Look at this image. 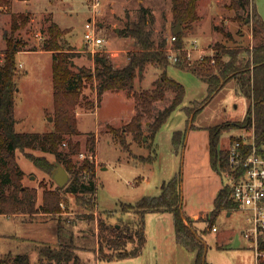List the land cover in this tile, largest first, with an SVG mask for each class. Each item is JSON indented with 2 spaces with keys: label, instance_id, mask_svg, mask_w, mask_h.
Wrapping results in <instances>:
<instances>
[{
  "label": "rangeland",
  "instance_id": "1",
  "mask_svg": "<svg viewBox=\"0 0 264 264\" xmlns=\"http://www.w3.org/2000/svg\"><path fill=\"white\" fill-rule=\"evenodd\" d=\"M229 1L200 0V20L187 30L185 54L179 53L183 64H196L204 61V58H213L216 50L223 46L234 48L241 45L250 48L264 40V32L258 35L253 33V23L246 17L249 9L241 11L245 19L239 20L235 12L227 8ZM253 1L264 19V0ZM143 6L150 10L148 15L152 19L148 28L153 32L152 37L156 40L167 37L169 43L174 34L172 0H28L4 7L0 11V59L6 47L4 33L10 32L12 16L20 12H29L31 15L30 21L15 35L22 43V50H25L17 55L18 64L22 63V66H17L16 76L18 91L15 113L17 117L22 116L17 129L44 133L54 127L52 55L42 49L52 21L66 30L64 39L79 52L72 58V68L78 69L82 65L94 67L89 53L97 50L109 54L116 66H123L137 44L132 36L122 30L138 20ZM88 21L96 26L98 34L104 38V45L99 49L84 44ZM218 27L230 32L232 37L225 36ZM192 40H196L198 46L188 56L187 48L191 46ZM247 61L245 59L244 64ZM160 73L159 67L149 65L144 77L136 79V90L151 88ZM167 74L181 82L186 93L182 104L173 111L154 139L144 135L142 139L134 140L132 133L126 132L125 126L135 109L134 98L109 92L101 107L97 108L95 83L85 84L81 104L76 109L79 132L72 136L73 142L80 143V152L73 158L76 162H82L87 156L93 158L86 148V140L90 133H94L97 137V158L94 155L93 159L98 160V205L95 209L90 203V194L84 195L81 201L76 194L64 192L59 214H36L33 219L23 213L0 214V258L9 252L28 253L31 263L39 264L38 245L58 246L59 242L68 243L74 235L77 253L89 264H194L195 253L176 240L173 214L169 211L147 213V242L142 255L113 260H101L97 256L98 218L103 217L111 224H132L138 215L134 209L123 212L121 203L135 204L143 196L158 195L162 184L181 171L183 211L188 217L200 214L194 219L193 226L202 234L208 246L207 261L210 264H257L252 243L244 237L246 223L243 211H235L230 216L221 211L215 222L217 230L212 227L203 232L208 224L205 221L207 212L213 209L214 196L228 183V178L211 166L207 127L230 122L231 125L220 136L221 148H226L241 133L252 134V126L242 125L247 116L249 99L237 93L235 82L229 81L206 102L193 121L195 127H191L192 121L188 124L184 107L192 106L195 101L197 105L203 103L208 96L207 84L196 73L176 66L173 61L167 68ZM170 101L171 94H168L166 99L154 104V110L157 112ZM147 123L143 122L145 129ZM112 128L124 133L129 150L116 139ZM176 130L187 131L185 145L178 151L172 143ZM61 148L66 151L68 144L63 143ZM26 151L35 155L44 154L55 165L51 173L46 172L35 166L28 155L18 151L19 163L25 171L23 181L37 187L39 200H42L45 187L57 186L52 178L56 157L49 151H43L39 143ZM93 208L95 212L89 210ZM60 224L63 227L61 233ZM131 227L129 234L134 241H129L128 248L137 242L134 232L137 227ZM110 250L105 245V252Z\"/></svg>",
  "mask_w": 264,
  "mask_h": 264
},
{
  "label": "trees",
  "instance_id": "2",
  "mask_svg": "<svg viewBox=\"0 0 264 264\" xmlns=\"http://www.w3.org/2000/svg\"><path fill=\"white\" fill-rule=\"evenodd\" d=\"M28 1V0H22ZM13 0H0V11L7 8ZM235 12L237 19H245L241 11L249 9L246 17L253 23V33L258 35L264 32V19L259 14L253 0H230L226 5ZM150 10L141 7L138 20L130 23L122 32L132 36L137 48L129 54L128 61L123 66H116L109 54L102 51L89 53L95 66L82 65L78 69L71 67L72 58L78 55L76 47L64 39L66 30L52 21L48 26V37L42 43V49L52 52V82L54 103V127L52 130L41 133L33 131H18L16 128L15 97L18 91L16 76L18 73L17 53L22 50V43L16 38V32L30 21L29 12H20L12 16L10 32L4 33L6 47L3 50V58L0 59V214H35L55 215L62 211L61 203L64 200L63 193L71 192L77 195L79 200H84V195L90 194L89 201L95 209L97 203L98 183L96 181V161L93 159L97 137L90 133L86 140V148L93 158L85 157L82 162H76L74 155L80 152V143L73 142L72 136L78 134L77 107L83 98V88L87 82L95 83L96 106H99L102 96L106 91H125L135 100V114L126 124V132L132 133L134 140L142 139L144 135L154 139L157 133L167 122L173 111L178 108L185 97V86L171 78L167 74V68L171 64L168 47L173 46L179 53L185 54L184 39L186 32L193 24L200 20L198 13V0H172V26L181 25L180 31L174 33L176 40L168 43L167 37L156 40L152 37V30L148 28L151 19ZM152 17V16H151ZM218 29L227 37L231 33L224 28ZM228 57L227 59L225 58ZM245 59L247 63L244 64ZM176 66L189 69L196 73L207 84V99L197 105V101L184 109L188 114V124L195 127L193 121L206 102L216 95L229 81L235 82L237 93L249 99L247 116L243 126L254 128L257 144L264 142V40L252 47L225 46L216 50L213 58H204V61L196 64L174 63ZM149 65L161 69L160 76L153 81L149 89L136 90L135 81L144 77ZM171 94V101L158 110H154V104L166 99ZM197 102V103H196ZM148 121L145 125L143 122ZM230 122L207 127L209 131L210 161L214 170L222 173L229 168L228 152L219 146V139L223 131L229 127ZM117 140L126 149L124 133L112 128ZM186 130H176L172 136V143L176 151L185 145ZM37 143L43 151H49L56 157L70 173V180L64 187L44 188L42 200L38 203L39 192L35 186L24 183L25 171L17 160V151L28 155L35 166L51 173L55 167L44 156L27 152V148H33ZM63 143L68 144L66 151L62 150ZM28 153V154H27ZM183 175L179 171L168 182H164L161 191L156 196H143L135 204L121 203L123 212L134 209L138 219L131 224L117 226L111 224L105 218H98V258L101 260L123 259L142 254L147 242L146 215L149 212L169 211L173 214L175 237L178 243L187 250L195 253L194 264H210L206 258L207 244L202 234L194 228V219L184 214L182 207ZM231 188L224 185L214 198V208L208 213L207 228L214 227L215 222L225 209H232L234 202L231 197ZM94 208L89 209L95 212ZM95 210V211H94ZM85 213V212H84ZM137 227L134 231L137 242L131 248L128 243L133 242L129 232L131 226ZM63 227L60 224L59 233ZM60 237V234H59ZM105 245L112 249L105 252ZM78 245L74 242V235L68 243L59 242L58 246L38 245L39 264H89L77 253ZM259 249L264 250V235L259 238ZM0 264H32L28 253H7L0 258ZM260 264H264L261 262Z\"/></svg>",
  "mask_w": 264,
  "mask_h": 264
},
{
  "label": "built area",
  "instance_id": "3",
  "mask_svg": "<svg viewBox=\"0 0 264 264\" xmlns=\"http://www.w3.org/2000/svg\"><path fill=\"white\" fill-rule=\"evenodd\" d=\"M86 28L84 44L94 49L102 47L104 38L98 34L96 26L88 21ZM174 40L176 36L172 35L170 42ZM197 46V41L192 40L191 46L187 48L188 56ZM179 51L171 45L168 47L169 58L174 63L181 61ZM18 65L22 66V63ZM225 149L228 152L229 168L221 174L228 178L227 184L231 188L230 197L235 209L245 214L247 226L243 231L244 237L252 242L257 264H260L264 262V250L259 249V238L264 235V142L256 143L254 131L250 135L241 133ZM213 229L217 228L214 226Z\"/></svg>",
  "mask_w": 264,
  "mask_h": 264
},
{
  "label": "crops",
  "instance_id": "4",
  "mask_svg": "<svg viewBox=\"0 0 264 264\" xmlns=\"http://www.w3.org/2000/svg\"><path fill=\"white\" fill-rule=\"evenodd\" d=\"M23 2L22 0H13V3H16V2ZM198 3H200V0H198ZM229 3V2H228ZM227 4V3H226ZM198 8H199V4H198ZM199 13V12H198ZM201 13H199V15H200ZM179 31V29H177V27L174 29V33H176V32H178ZM186 38V37H185ZM134 39V38H133ZM44 51H47V52H50V54L52 55V52L51 51H48V50H44ZM21 52H25V50H21V51H19L18 53H17V55L18 54H20ZM127 60H128V57L126 58ZM18 60V59H17ZM20 63V62H19ZM148 68V67H147ZM147 68H146V70H147ZM146 72V71H145ZM145 74V73H144ZM109 92H112V93H114V94H116V95H120V94H123L124 96H127L128 98H131L130 96H128L127 95V93L125 92V91H106L104 94H103V96H102V100H101V103H100V105L99 106H97V108H100L101 107V104H103V100H104V97H105V95L107 94V93H109ZM96 108V109H97ZM247 110H248V108H247ZM96 111V110H95ZM16 114V113H15ZM135 114V109H134V113L131 115V118H132V116ZM130 118V119H131ZM16 119H17V123H16V128H17V125L19 124V123H21L20 122V119H22V116H20V117H17L16 116ZM78 122H79V119H78ZM79 128V127H78ZM18 130V129H17ZM19 131V130H18ZM208 153H209V159H210V147H209V144H208ZM19 152H21L20 150H18ZM18 151H17V160H18V162H19V156H18ZM23 153V152H22ZM95 157L97 158V154L95 153ZM210 163H211V161H210ZM20 164V163H19ZM21 166V165H20ZM212 166V165H211ZM22 167V166H21ZM97 167H98V160L96 159V169H97ZM23 168V167H22ZM213 168V167H212ZM23 170H24V168H23ZM214 198H215V196H214ZM41 202V199L39 200L38 199V203H40ZM213 208H214V199H213ZM235 211H238V210H236L235 209V206L232 208V209H230V210H228V209H225V210H223V212H227V215L228 216H230V215H232L233 214V212H235ZM222 212V213H223ZM207 213H209V212H207ZM39 214H41V213H39ZM36 215V214H35ZM34 215V216H35ZM48 215V214H47ZM219 215H221V213L219 214ZM200 216V214H198V213H195V214H192L190 217L191 218H193V219H195V218H197V217H199ZM34 217H31V219H33ZM245 223H246V221H245ZM116 225L118 226V225H120V224H117L116 223ZM76 226V225H75ZM215 226V225H214ZM246 226H247V224H246ZM216 227V226H215ZM214 230V229H213ZM217 230V229H216ZM244 231V230H243ZM250 241V240H249ZM251 242V241H250ZM252 243V242H251ZM252 245V247H253V244H251ZM254 248V247H253ZM143 253V252H142ZM142 255V254H141ZM98 256V255H97ZM140 256V255H139ZM136 257H138V256H136ZM195 259V258H194ZM194 262V261H193Z\"/></svg>",
  "mask_w": 264,
  "mask_h": 264
},
{
  "label": "water",
  "instance_id": "5",
  "mask_svg": "<svg viewBox=\"0 0 264 264\" xmlns=\"http://www.w3.org/2000/svg\"><path fill=\"white\" fill-rule=\"evenodd\" d=\"M177 29H181L180 24L177 25ZM52 178L59 187H64L70 180V174L61 163L56 162V169L52 173Z\"/></svg>",
  "mask_w": 264,
  "mask_h": 264
}]
</instances>
